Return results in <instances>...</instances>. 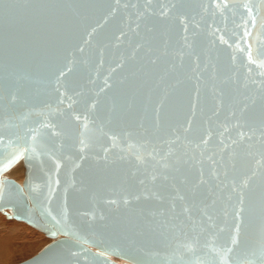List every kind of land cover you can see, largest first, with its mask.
<instances>
[{
  "label": "water",
  "instance_id": "water-1",
  "mask_svg": "<svg viewBox=\"0 0 264 264\" xmlns=\"http://www.w3.org/2000/svg\"><path fill=\"white\" fill-rule=\"evenodd\" d=\"M5 210L19 264H264V0H0Z\"/></svg>",
  "mask_w": 264,
  "mask_h": 264
},
{
  "label": "rangeland",
  "instance_id": "rangeland-1",
  "mask_svg": "<svg viewBox=\"0 0 264 264\" xmlns=\"http://www.w3.org/2000/svg\"><path fill=\"white\" fill-rule=\"evenodd\" d=\"M17 165H19V163ZM22 171H23V168H22V163H21V175L20 176H18V174H14L15 175L14 176L12 174L13 172H11L10 170L6 174H4L3 177L12 179L21 185L23 182ZM8 214H10L8 210L5 211V214H3L0 211V235H1L0 238L4 239L6 234H9V232L10 233L13 232L12 238L8 239L6 241L7 243L4 245L6 246L5 252L8 257V260L5 264H19L23 261H26L32 258L33 256H35L36 254H38L45 246H47L49 243L52 242V240L47 238L42 232L32 228L26 223L19 222L14 219L8 218L6 216ZM10 229L12 232L9 231ZM114 260L120 263L119 260H116V259Z\"/></svg>",
  "mask_w": 264,
  "mask_h": 264
},
{
  "label": "bare ground",
  "instance_id": "bare-ground-1",
  "mask_svg": "<svg viewBox=\"0 0 264 264\" xmlns=\"http://www.w3.org/2000/svg\"><path fill=\"white\" fill-rule=\"evenodd\" d=\"M21 163L22 162H19V165H15L16 167H12L10 170H11V172H13L12 174L14 175V174H18V176H20L21 175ZM22 168H23V165H22ZM9 170V171H10ZM22 173H24V171H22ZM6 174V173H5ZM15 176V175H14ZM3 177V176H2ZM1 177V178H2ZM23 179H24V174H23ZM30 179H33V177L32 178H30ZM19 180V179H18ZM21 186H22V184H21ZM6 211V210H5ZM9 211V210H8ZM2 212V211H1ZM10 212V214H11V211H9ZM3 214H5V212H2ZM9 215V214H8ZM11 219H13V218H11ZM14 220H16V219H14ZM16 221H19V222H22V221H20V220H16ZM25 223V222H24ZM27 224V223H26ZM20 225V224H19ZM19 225H18V227H19ZM28 225V224H27ZM33 228V227H32ZM35 229V228H34ZM16 230V229H15ZM21 230V229H20ZM19 230V231H20ZM9 231H11V229L9 230ZM12 232V231H11ZM22 233V232H21ZM21 233H20V235H21ZM13 234V232L12 233H10L9 232V234H6L5 235V238L3 239V238H0V264H5L6 262H7V260H8V257H7V255H6V252H5V248H6V246H4L7 242V240L8 239H10V238H12V235ZM18 235V234H17ZM16 235V236H17ZM0 237H1V235H0ZM18 237V236H17ZM6 239V240H5Z\"/></svg>",
  "mask_w": 264,
  "mask_h": 264
},
{
  "label": "snow or ice",
  "instance_id": "snow-or-ice-1",
  "mask_svg": "<svg viewBox=\"0 0 264 264\" xmlns=\"http://www.w3.org/2000/svg\"><path fill=\"white\" fill-rule=\"evenodd\" d=\"M251 12V10H249ZM253 25L255 24V19L253 18ZM246 35H250V33H246ZM250 51V50H249ZM249 60L250 62H253L255 63V61L252 60L251 58V54L249 55ZM237 241H236V238L234 237L233 240H232V244H235ZM232 251V249L229 247L227 248L225 251H224V254L222 255L221 257V261H222V264H226V261H227V254L230 253Z\"/></svg>",
  "mask_w": 264,
  "mask_h": 264
}]
</instances>
